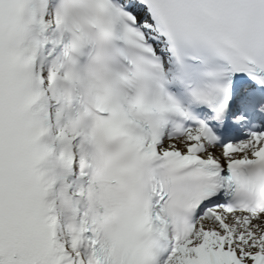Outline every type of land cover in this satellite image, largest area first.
Wrapping results in <instances>:
<instances>
[{
	"label": "snow or ice",
	"instance_id": "obj_1",
	"mask_svg": "<svg viewBox=\"0 0 264 264\" xmlns=\"http://www.w3.org/2000/svg\"><path fill=\"white\" fill-rule=\"evenodd\" d=\"M0 264H264V0H0Z\"/></svg>",
	"mask_w": 264,
	"mask_h": 264
}]
</instances>
